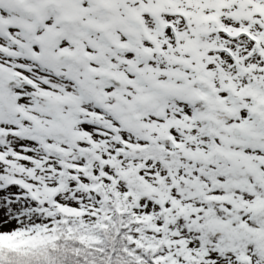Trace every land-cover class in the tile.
<instances>
[{"label":"snow or ice","instance_id":"1","mask_svg":"<svg viewBox=\"0 0 264 264\" xmlns=\"http://www.w3.org/2000/svg\"><path fill=\"white\" fill-rule=\"evenodd\" d=\"M0 264H264V0H0Z\"/></svg>","mask_w":264,"mask_h":264}]
</instances>
